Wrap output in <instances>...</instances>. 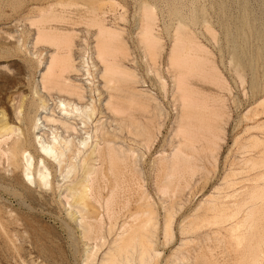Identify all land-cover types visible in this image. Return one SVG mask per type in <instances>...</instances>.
Masks as SVG:
<instances>
[{
    "label": "rangeland",
    "instance_id": "obj_1",
    "mask_svg": "<svg viewBox=\"0 0 264 264\" xmlns=\"http://www.w3.org/2000/svg\"><path fill=\"white\" fill-rule=\"evenodd\" d=\"M90 3L93 4L95 3L94 6L98 5L95 8V10L97 9L95 13L99 15L98 17L101 18L102 21L104 20L103 26L105 25L104 26L105 28L111 30L114 33L119 32L127 49V54L129 57H127L128 60L124 61L122 69L126 73L128 72L127 73L128 78L130 79L132 78L131 79L132 81L128 79L129 81L122 80L120 81L121 83L120 82L117 83L118 84L117 86L119 87V89H121L120 94H122V96L126 98H128L127 96L131 94L130 97H138L145 101H148V103L150 102L149 103L150 105L148 106L149 109L147 108V112L143 111L144 109L143 107L141 108V106L134 104L132 101L131 103L129 102V100H120L119 105L121 103V108L123 109L126 107L125 105L127 104V108H126L127 110L123 109L124 110L123 113L124 112L126 114L128 113V115L131 114L130 116L133 117L126 116L125 113L122 115L113 114L112 107L107 106L108 105L107 101L109 100L108 98L109 94H106V92L107 93L109 92L107 91L108 89H105L107 88L105 81L102 80V78H104V72L102 70L103 65L99 63L100 61L97 59L96 51L94 50L96 44L95 37L97 36V31H96L97 29L96 27L91 28L90 26L89 21L90 18L92 17L90 16L91 14L89 7L92 5ZM99 3L101 4L102 8L99 6L100 5ZM102 3L105 7H103ZM141 3H147L151 5L154 17H156L154 20L153 29L155 36L159 39L161 45L160 46L161 52L156 62L157 65L155 69L151 66L150 62H148L149 60L144 59L145 58L144 52L142 50L138 51L139 47L137 46L136 43L137 42L136 35L138 33V24H139L138 19L140 15L139 12H140V7L142 5ZM179 3H182V5ZM216 6L219 8H217ZM203 7L205 10L203 9ZM49 10L52 12H50ZM175 10L177 11V13H175ZM194 10L196 13L194 12ZM201 10L203 11V14ZM99 11H101L102 13ZM42 13H44L45 15L48 14L49 16L52 13L51 15L55 14L53 16L57 17L56 19V21L58 20L57 22H54L55 21L54 20L51 22L52 24L51 23L47 24L48 29L50 30L52 29L57 33L59 32V34L61 33L60 35H64L66 33L73 36L74 43L72 47V56H73L72 59L76 71H73V73L71 72V74L68 73L69 75L66 74L65 79L67 80V82L71 81L72 83L77 84V86L81 88L83 87L82 89L84 92L83 93L84 101L83 100L79 101L74 97H71L72 98L71 99L68 95L65 94L66 95L65 96L64 93L62 94L60 93L61 94L60 95L57 90H52L51 92L49 91L47 93L45 90L42 89L41 77L46 71V67L48 65L47 62H49L50 59L49 58L50 54L52 55L55 54L56 52L55 48L54 47L52 48V46L50 45H46V44L38 45V46L34 45L35 43L34 39L36 38V32H37L36 31L37 28L36 27L34 28L35 26L34 22L39 19ZM171 17L174 19H172ZM179 17L185 20L186 23L188 22V28L190 26L189 32L195 39H197L196 42H198L204 48V50L208 53V56L212 58L211 59L209 57L210 61H212L213 66L217 70L216 77L218 76V80L216 79L217 81L211 77L203 79L204 81L202 80V78L196 75H195L196 79L195 77H191L193 78L190 79L192 83L190 84L192 92L194 96L197 95L196 99H198V101H201V103L199 102L200 104L204 103L203 105L205 106V103H207L206 104L207 107L205 106L207 108V112H205V114L201 113V116H198L196 114L194 115V120L193 119L186 120V123H183V125L185 124L190 126L192 125L194 129H199V131L198 130L196 131L198 133L195 134L194 130L192 129L193 131H191L190 129L192 127L189 128L187 127L186 128L187 136H184V138L182 133H179L181 135L177 134L178 138L176 137L177 135L175 134L176 131L175 129L177 128L178 132H180V129L178 128L180 125H182L181 123L180 125L178 124L179 122L182 121L179 111L181 109H180L179 101H174L173 99L174 85H172L173 82H171L173 79H171L172 77L168 73V69H167L169 53L173 45V39L171 38L173 34L172 31L176 22V18ZM190 17L191 18L193 17L195 23L197 21L198 23L195 25L190 24L191 23L190 20H192ZM200 17L201 19L199 20ZM204 17L208 19L206 20L204 19ZM202 20L207 21L206 22L207 24H202ZM193 26H195V30L193 29L194 28ZM205 28H207V30ZM263 29H264V0H215V1L213 0H83V1L82 0H71V1L70 0H66V1L65 0H0V221H1L0 222V264H30V263L31 264H101L104 255L108 252L109 249H111L112 242L114 240H118L117 235L121 234L122 226L125 224L126 225L132 224L130 220L131 221L134 220L135 217L139 218V219L135 218L138 219V221H136V224L137 223L140 224V221L142 220H144L143 222H145L150 216L148 215L149 214L148 212L150 211L152 218H153L152 215L154 214L153 220H154L155 228L154 226L148 228L150 232L149 240L151 242V247L153 246L152 247L153 253L151 252V254L152 255L154 253L155 254L151 257V259H148L149 261L147 260L148 262L146 261L145 264H172V263L190 264L191 263L189 262L191 261L190 258L193 256V254H197V253L199 256L204 254V256L209 257L211 251L210 250L208 251V249L206 248L205 245L206 242L208 241V243H211V241L209 240H212L213 242L214 240L217 239L219 240V238H221L220 236H218L219 233L220 235H222L221 234L222 231L218 232L217 226L215 225L211 226V224H215L214 221L217 219H215L214 217H217L220 211L216 214L217 210L215 209L216 211H214L215 207L213 208V210L209 207H213V205H216V207L219 206L221 209L227 206L232 207L239 200V197H237V195L240 196L242 192L244 193L252 189V187H254L255 184L257 183L259 184V182L254 181V178L264 173V167H263L264 164H262L263 163L262 159H264V154H263L264 153V144H263L264 105L263 104L264 103L261 105V102L264 100V30ZM228 37L230 38V40ZM231 57H233V61L230 60ZM252 59L254 60L252 61ZM235 66H238L239 72L242 75V76L240 75V78L239 75H236L234 73ZM86 67H88V69ZM155 70L161 73L160 77L164 80L165 84L167 83L166 94L160 93L159 89H157L159 88L158 86L160 85V82L155 75L154 72ZM129 73H131V75L133 74L134 76L133 75L132 76L135 78L131 77ZM200 79L201 81H197ZM156 80L158 82H156ZM133 81H135V84ZM128 83L130 84L128 85ZM219 84L221 86H219ZM111 85L109 86L112 87L114 84L112 86ZM140 92L142 95L140 94ZM147 95H149L150 97ZM66 97L70 98V100L67 99ZM203 97H205V99ZM206 97L208 98V102L206 101L207 100ZM63 99L64 101L70 102L71 104L73 103V106L75 105L78 108L80 107L79 108L80 110L81 109L83 111L85 110L87 111V109L89 110L88 111L89 114L87 116H91L92 123L90 121H87L88 123L87 129L86 128L83 129L86 131V133L85 131L81 133L82 130H79V127L82 128L81 125L82 119L85 120L82 117H75V120L70 119L69 121L71 123L73 122L78 124L76 125V127H78L77 129L79 131L78 133H74V135L73 133L65 134L64 131H62L58 125L57 126L56 124L51 125L45 121L46 117L56 118V119L64 117L61 114V112L58 111L59 109H57L59 101L60 100L63 101ZM77 101L78 103H76ZM128 102L130 107L128 105ZM106 103H107L106 106L108 107L107 109L105 107ZM123 103L124 105H122ZM259 103L260 105H258ZM44 104H45V109H41V106ZM151 104L153 105L151 106ZM209 104L212 107L208 106ZM132 105L135 106L136 109L134 108L133 110ZM153 106L154 107L156 106L157 109L154 108ZM36 108H37V112L34 113V110ZM138 109H140L141 111ZM214 109H217L218 111ZM131 110L133 111L136 110V111L133 112ZM148 110L150 111L148 112ZM110 112L112 113L113 116L116 117H113ZM197 112L199 111L197 110ZM49 113L50 114L53 113L54 115L53 114L49 115ZM155 114H158L159 116ZM216 114L219 115L216 116ZM146 115L151 116V118ZM34 116L36 118V124H37V129L35 130L31 128L32 119H30ZM197 116L200 117L199 118L200 121H197L199 125L198 124L195 125V122L197 120V118L195 120V117ZM210 116L211 117L214 116L215 120H213V118H211L212 119L211 120ZM125 117L126 119H124ZM114 118H117V120ZM128 118L130 119L127 120ZM151 120L153 122H151ZM193 121L194 124H191L190 122L193 123ZM202 121L207 123H202ZM210 121L211 124L209 123ZM215 121L218 123H216ZM147 122L150 123L151 125L150 124L148 125ZM182 122H185V120H183ZM131 123L134 124L135 126L137 125L140 129L137 128V126L135 127L134 125L133 128ZM154 123L155 124L157 123L156 127L154 126ZM2 125L4 127L7 126V128L6 127L4 128ZM90 126L92 127V129ZM95 126L97 127V129L95 128ZM206 129L207 131H205ZM248 129H250L251 131ZM259 129L261 130L259 131ZM139 130L143 131L141 132L142 136ZM208 130H212V132L211 131L209 132ZM213 130H217V131H213ZM145 131L148 134H146ZM54 132H56L58 135H61L62 137H65L67 139L69 138L70 140H74L73 144L75 145V147H79L80 149L82 148V153H80L78 157L75 155V158L72 159V161L67 160L68 162L66 161L63 164L61 171L59 170L57 163L54 162L53 160H50L49 158L47 159L45 158L44 159L45 162H43L40 161L41 160L40 157L39 158L36 157V155L42 156L41 151L39 149L40 144L38 142L42 140L43 141L46 140V142H52V138H53L52 134ZM105 132L108 135V137L106 138L109 140V143H102L103 141H101L103 138L102 135L105 134ZM116 132L119 133L117 134ZM178 132L176 131V133ZM135 133L138 135H136ZM191 133L192 134L194 133L198 137H200L201 135L203 138L200 137L199 138L200 141H199L197 140L198 138H196L194 134L192 136ZM204 133L207 134L205 135ZM139 134L140 137H135V136H139ZM99 135H101L102 138ZM111 135L114 136L112 137ZM145 135L146 136L149 135L147 137L150 138L151 140L148 139ZM41 136H43L44 139ZM251 137L255 139L253 140L251 139ZM18 138L20 139L22 138L24 140V144L27 143L25 144L26 147L25 150L27 149L26 150L27 154L25 153L26 155L23 154L21 156L20 162L23 166L25 165L24 168L19 167L14 169L13 168L14 166H12L13 160L11 159V157H9L10 156L9 154L12 143L14 142V140ZM143 138L145 139L141 140ZM181 139L182 141L186 140V142H183L182 145L184 143H185L184 146H186L187 143L189 144L186 147L182 146L180 144L181 141L179 142V140ZM207 139L208 141H206ZM112 140L113 141L116 140V141L113 142ZM215 140L217 143L215 142ZM233 140L235 141V143ZM256 140L257 142L255 144ZM258 140L260 141V143ZM262 140L263 142H261ZM96 141H98L99 143ZM249 141L250 144L248 143ZM82 142L83 144H81ZM144 142L145 144L146 143L147 144L144 145ZM190 142H194L196 145ZM111 143L114 145V147L116 146L115 149L113 148V145L111 146ZM178 143L179 146H177ZM104 144L106 145V150H104L105 147ZM243 144L245 145V147L243 146ZM95 145H97L99 149L103 153H105V156L107 154V157L103 158L104 159L103 162L99 159L98 155L96 154V148L98 147H96ZM193 145H195V147ZM211 145L212 147L214 146L213 147L214 149L211 147ZM250 145L252 148L253 147L255 148L250 149L249 148ZM82 146L83 147L86 146V149H84ZM109 147L112 148V150H114L115 152L113 153L115 155L111 154L112 162L110 159H108V151L110 149ZM178 147H181V149ZM118 148L121 150V153H118L120 152ZM176 148H178L179 150L178 149L176 150ZM183 149L185 150L183 151ZM94 150H95L94 155L93 154L91 155V153ZM125 152L126 154L127 153L130 154V155L127 154L129 157L125 154ZM117 153L120 157L117 155ZM172 153L174 156L176 155L175 157L177 158V160L176 158L174 159V157H171ZM175 153L179 154L181 158L177 156V154ZM31 155H33V157ZM85 155L87 158L85 157ZM163 156H165L166 158ZM184 156L189 157V159L191 158L192 160L190 159L189 161V159L185 158ZM23 157L25 158V160ZM250 157H252L253 159H251ZM257 157L258 158L260 157L261 161ZM119 158L123 162H121ZM244 159L245 160L247 159L246 160L247 162ZM248 159L249 160L251 159L250 160L251 163L253 161L252 163L253 167H251L252 164ZM128 160L129 162H126ZM173 160L175 162L178 161L176 163L177 165H175L176 167L175 169L172 168L174 166L172 165V163L173 164L175 163ZM255 160H257V162ZM115 161L120 162L121 164L124 163V167H122L123 164L122 166H120V164H117V162ZM244 161L246 163L249 162L250 164L249 163L246 164ZM36 162H38L37 168L39 166L40 168L39 171L45 177V181L47 182L49 180L47 185L43 186L42 188L38 187V185L35 182L37 181L36 180L37 174L35 176V172L33 171L32 168L36 167ZM82 162L83 164H81ZM157 162L158 163L162 162L163 165L158 164ZM179 163L182 164L181 165L182 167L185 166L186 169L180 168L181 166L178 167V165H180ZM254 163L255 164L260 163V164L259 166H256L257 165L256 164L254 167ZM50 164H52L53 167ZM117 165L118 167H120L119 170ZM45 166L47 167V169ZM72 167L74 168L76 167V169L72 170ZM106 167L107 168L109 167V169H106ZM115 167L116 169L112 170ZM189 167L190 168L193 167V168L189 169ZM227 167H229V169ZM258 167L259 169L257 170L256 168ZM68 168L70 170H68ZM130 168L131 169L133 168L132 169L133 171ZM244 168L247 169L249 168L248 173L246 172L247 169ZM168 169H172V170H168ZM177 169L179 170V172L177 171ZM23 170L24 172H22ZM93 170L94 172H92ZM98 170H99V174L97 173ZM101 170L102 172H100ZM166 170L169 172H167ZM173 170L174 172L172 173L175 174L176 176L175 175L173 176V174L171 173V171ZM48 171H50V173ZM175 171H177L176 172L177 174L175 173ZM187 171L190 173H188ZM258 171H259V175H258ZM110 172L112 173L110 174ZM135 172H137V174ZM104 173L106 176L104 175ZM169 173L171 174V179L169 178ZM179 173L180 175H178ZM96 174L98 176H96ZM235 174L236 176L234 177ZM84 175L88 178H86ZM102 175L106 179L103 178ZM164 175L165 176L167 175L168 177L167 176L166 177L169 178V180H167ZM251 175L255 177H252ZM249 177L250 179L252 178V181L256 183L250 182L251 180H249ZM257 178L255 180H257ZM20 180L22 181L20 182ZM82 180L87 182L85 183ZM164 180L166 181V183ZM91 181L94 182V185L93 182L91 183ZM168 182L172 184V188L170 187L171 184L168 185ZM247 187L248 188L250 187V189H248ZM75 188L78 190H76ZM168 188L170 189L169 191H167ZM87 189L89 190L87 191ZM96 189L99 191H96ZM164 189L167 191V193ZM243 189L246 190L240 193V191ZM80 190H83L86 193V198L88 200L86 202V205H82L83 209L82 206L80 207L81 204L77 201L78 195H76V193L79 194ZM71 191L74 193L71 194L72 193ZM91 191L93 194L91 193ZM116 191L118 194L116 193ZM140 191L142 192L145 191L144 193L146 194L141 193ZM88 192L91 193L92 195H90ZM113 192L115 195L112 196ZM138 194L141 195L139 196ZM93 195L95 198L93 197ZM111 196L114 198H111ZM96 197L99 199V201H101L100 202L101 204L99 202L98 203L96 202L97 199ZM116 197H117V201H116ZM143 197L145 198L143 199ZM209 197L211 198L210 200ZM234 197L236 198V200L237 199L238 200L236 201ZM69 199H71L72 201ZM108 200L112 202L111 206L113 203H114L113 205L116 204V206L110 207L112 214L109 211L110 213L109 215L105 213L106 208L104 207L106 205V201ZM214 200L215 201L217 200V202H215ZM102 201L104 204L102 203ZM90 202L93 205H89ZM137 202L139 206L138 204H136ZM76 203L79 204V207L77 206ZM231 204L232 206H230ZM146 205H148L149 207ZM202 205L204 206L203 208H205L206 206L205 210L202 209L201 207ZM92 208L93 210H89ZM94 208L97 210V212ZM145 208H147L149 211ZM137 209H139L140 212L137 211ZM198 209L200 211H198ZM208 209L210 210L209 211L210 213L212 212L211 214L208 212ZM81 211H83V213ZM85 211L86 213H88V215L85 213ZM79 213L85 214L86 216L81 215ZM203 213L206 214V215L204 214L203 216L204 218H202L201 216L203 215ZM139 214H141L140 217ZM168 216L172 218L171 230L169 234L170 238L164 237L165 233H163L165 229L164 221L166 220L164 218L165 217L167 218ZM195 216H199V217H196V219H194ZM205 216L209 217L210 220ZM94 218L95 220H92ZM114 218L116 221L113 220ZM141 218L144 219L141 220ZM197 218L200 220L203 219L206 220L200 222L198 221ZM89 220L91 221L89 222ZM194 220H197L198 222ZM81 221H83L88 226L87 225L85 226V224ZM101 221L103 224L101 223ZM196 222L198 223V225H194L197 224ZM206 223H209L208 225H210V227H207L208 225ZM83 224L85 227L82 226ZM204 224L206 226H203ZM189 225H192L191 227L195 226L198 228L194 227L195 232L193 231L192 228H187L188 229L187 230L185 226L189 227ZM91 226L93 228H91ZM84 229L85 231L89 229L92 233H89L90 235L87 234L88 235L87 237V235L86 236L84 235L85 233ZM92 229L96 231L94 232ZM97 229L100 230L98 231ZM189 229H192L193 232H190ZM185 230L187 236H185L186 235ZM189 232L193 236L190 235ZM107 233H110V235ZM205 234H207L208 236H206ZM213 235H215L214 236L215 238L213 237ZM185 241L186 242L188 241V243H186L187 245L185 244ZM199 246L201 250H204L206 252L197 250L200 249L198 248ZM212 252L215 254L214 255L212 253L214 257H216L213 260L217 261L218 264L220 263L225 264L223 263L224 262L223 260H226L225 259L226 256H223L225 255L223 253V249H220V251H218L217 248L215 249V251L212 250ZM205 253H207V255ZM134 255L135 254H133L134 257L133 260L136 262H133L132 260L131 263L138 264L136 255L135 256ZM154 257L156 259H154Z\"/></svg>",
    "mask_w": 264,
    "mask_h": 264
},
{
    "label": "bare ground",
    "instance_id": "obj_2",
    "mask_svg": "<svg viewBox=\"0 0 264 264\" xmlns=\"http://www.w3.org/2000/svg\"><path fill=\"white\" fill-rule=\"evenodd\" d=\"M66 1V0H65ZM71 1V0H70ZM83 1V0H82ZM213 1H215V0H213ZM90 2V1H89ZM88 2V3H89ZM95 2V1H94ZM146 2V1H145ZM70 3V2H69ZM214 3V2H213ZM220 3H222V2H220ZM90 4H92L89 8H90V16H92L91 18H90V26H91V28L92 27H96V31H97V36L95 37L96 38V44H95V51H96V57H97V59L100 61L99 63H101L102 65H103V72H104V78H102V80L103 81H105V83H106V87L107 88H105V89H108L107 91L109 92V93H107L106 92V94H109L108 95V98H109V100L107 101L108 102V105H107V103L105 104V107H106V109L108 108L107 106H110V107H112V111H113V114H116V115H122V114H124L123 113V109H126L127 108V104L125 105L126 107L125 108H121V103H120V105H119V102H120V100H129V102H133L134 104H137V105H139V106H141V108L143 107L144 109H143V111H146L147 112V108H148V106L150 105L149 103H148V101H145V100H143V99H141V98H138V97H130V95H128L127 97L128 98H126V97H123L122 96V94H120V90L121 89H119V87L117 86L118 84V82H120V81H122V80H131L130 78H128V75H127V73L122 69V67H123V63H124V61H126V60H128V58L127 57H129L128 56V54H127V49H126V47H125V44H124V42H123V40H122V38H121V34H119V32L118 33H114V32H112L111 30H109V29H107V28H105L104 26H103V21L101 20V18H99L98 16L99 15H97L95 12H96V10H95V8H96V6H98V5H96V6H94V4L93 3H90ZM96 4H98V3H96ZM100 4V3H99ZM106 4V3H105ZM116 4V3H115ZM142 5H141V7H140V15H139V19H138V33H137V46L139 47L138 49V51H143L144 52V54H145V60L147 59V60H149L148 62H150V64H151V66L155 69V67H156V62H157V60H158V58H159V56H160V52H161V50H160V42H159V39L155 36V33H154V29H153V27H154V20H155V18L156 17H154V14H153V10H152V7H151V5H149V4H147V3H141ZM179 4H181L182 5V3H179ZM88 5V4H87ZM102 5H103V3H102ZM195 5V4H194ZM214 5V4H213ZM223 5V4H222ZM221 5V6H222ZM241 5V4H240ZM89 6V5H88ZM87 6V7H88ZM100 7H101V4L99 5ZM77 7V6H76ZM103 7H105L104 5H103ZM217 7V6H216ZM79 8V7H78ZM88 8V9H89ZM98 8V7H97ZM102 8V7H101ZM100 8V9H101ZM176 8V7H175ZM180 8V7H179ZM186 8V7H185ZM193 8V7H192ZM217 8H219V7H217ZM224 8V7H223ZM222 8V9H223ZM76 9V8H75ZM80 9V8H79ZM100 9H98V10H100ZM173 9V8H172ZM171 9V10H172ZM191 9V8H190ZM203 9H204V7H203ZM51 10V9H50ZM49 10V11H50ZM87 10V9H86ZM104 10V9H103ZM198 10V9H197ZM205 10V9H204ZM219 10V9H218ZM225 10V9H224ZM40 11V10H39ZM48 11V12H49ZM114 11V10H113ZM183 11V10H182ZM185 11V10H184ZM192 11V10H191ZM202 11V10H201ZM41 12V11H40ZM39 12V13H40ZM50 12H52V11H50ZM86 12H88V11H86ZM99 12H101V11H99ZM188 12V11H187ZM190 12V11H189ZM194 12H195V10H194ZM46 13V12H45ZM98 13V12H97ZM102 13V12H101ZM175 13H177V11L175 10ZM192 13V12H191ZM196 13V12H195ZM226 13V12H225ZM52 14V13H51ZM50 14V16L48 15H45L44 13H42L41 15H40V17H39V19L37 20V21H35L34 22V28L36 27L37 29H36V38L34 39L35 40V43H34V45L35 46H38V45H43V44H46V45H50V46H52V48L54 47L55 48V50H56V52H55V54H50V59H49V62H47L48 63V65H47V67H46V71L44 72V74H43V76L41 77L42 79H41V85H42V89L43 90H45L47 93L50 91H52V90H57L58 92H59V94L61 93H64V95L66 94V95H68L70 98L71 97H74V98H76L77 100H83V87L81 88V87H79V86H77V84H75V83H72L71 81V83L70 82H67V80L65 79V75L66 74H68V73H70L71 74V72L73 73V71H76V69H75V67H74V62H73V59H72V47H73V36L72 35H70V34H64V35H60L59 34V32L57 33V32H55V31H53L52 29L50 30V29H48V25L47 24H49V23H51L52 21H54V22H57L56 21V19H57V17L56 16H53V15H55V14H53V15H51ZM105 14V13H104ZM103 14V15H104ZM188 14V13H187ZM198 14H200V13H198ZM202 14H203V11H202ZM202 14H201V16H202ZM186 15V14H185ZM252 15V14H251ZM89 16V17H90ZM101 16V15H100ZM187 16H189V15H187ZM192 16V15H191ZM200 16V15H199ZM60 17V16H59ZM104 17V16H103ZM102 17V18H103ZM196 17H197V15H196ZM252 17V16H251ZM172 18V17H171ZM189 18V17H188ZM191 18V17H190ZM195 18V17H194ZM172 19H174V18H172ZM192 20H190L191 21V23L190 24H192V25H195V24H197L198 23V21L195 23V20H193V17L191 18ZM197 19V18H196ZM201 19V17L199 18V20ZM204 19H206L205 17H204ZM208 19V18H207ZM206 19V20H207ZM221 19V18H220ZM62 20H63V18H62ZM87 21V20H86ZM88 22V21H87ZM120 22V21H119ZM207 21H203L202 20V24H207L206 23ZM66 23V22H65ZM247 23V22H246ZM52 24V23H51ZM199 24H201V23H199ZM219 24H220V22H219ZM89 26V25H88ZM87 26V27H88ZM172 26V25H171ZM200 26V25H199ZM194 28V30H195V26H193ZM202 27H204V26H202ZM208 27V26H207ZM213 27V26H212ZM215 27V26H214ZM239 27V26H238ZM90 28V27H89ZM90 28V29H91ZM172 28V27H171ZM189 28H190V26H189ZM188 28V22L186 23L185 22V20H183L182 18H176V22H175V25H174V27H173V34H172V39H173V45H172V48H171V50H170V53H169V58H168V67H167V69H168V73L170 74V76L172 77L171 79H173L171 82H173V84L172 85H174V96H173V99H174V101H179V103H180V109L181 110H179L180 111V117H181V120L183 121V120H185V122H179L178 124L180 125V123L183 125V123H186V120H190V119H193L194 120V115H198V116H201V113L202 114H205V112H207V106H206V104L207 103H205V106L203 105L204 103H202V104H200L201 103V101H198V99H196V96L197 95H195L194 96V94H193V92H192V89H191V85L190 84H192L191 83V81H190V79H193V78H191V77H195V75L196 76H199L200 78H202V80L203 79H206V78H208V77H211V78H214L215 80L217 79L218 80V76L216 77V74H217V70L215 69V67L213 66V64H212V61H210V56H208V53L204 50V48L198 43V42H196L197 41V39H195L192 35H191V33L189 32V29ZM192 28V27H191ZM200 28V27H199ZM211 28V27H210ZM88 29V28H87ZM137 29V28H136ZM202 29V28H201ZM201 29H200V31H201ZM204 29V28H203ZM206 30H207V28H205ZM224 29H226V28H224ZM57 30V29H56ZM93 30H94V28H93ZM196 30H197V28H196ZM252 30V29H251ZM264 30V29H263ZM203 31V30H202ZM224 31H226V30H224ZM245 31V30H244ZM211 32V31H210ZM239 32V31H238ZM263 32V31H262ZM95 33V32H94ZM196 33V32H195ZM213 33V32H212ZM225 33V32H224ZM230 33H232V32H230ZM74 34V33H73ZM204 35V34H203ZM94 36V35H93ZM231 36H234V35H231ZM239 36V35H238ZM248 36V35H247ZM210 37V36H209ZM199 38V37H198ZM229 38V37H228ZM241 38H243V37H241ZM248 38V37H247ZM263 38V37H262ZM207 39H209V38H207ZM249 39V38H248ZM261 39V38H260ZM228 40V39H227ZM229 40H230V38H229ZM240 40V39H239ZM257 40H258V38H257ZM232 42H233V40H232ZM238 42V41H237ZM231 43V42H230ZM214 44V43H213ZM136 46V45H135ZM234 46V45H233ZM236 47V46H235ZM261 49V48H260ZM209 51V50H208ZM95 53V52H94ZM252 53V52H251ZM245 55V54H244ZM144 56V55H143ZM142 56V57H143ZM255 56V55H254ZM147 57V58H146ZM210 57V58H209ZM230 57V56H229ZM238 57V56H237ZM212 59V58H211ZM230 60L231 61H233V57H231L230 58ZM254 59H252V61H253ZM167 61V60H166ZM239 62V61H238ZM235 63V62H234ZM233 63V64H234ZM254 63V62H253ZM149 64V65H150ZM243 65V64H242ZM125 66V65H124ZM228 67V66H227ZM251 67H253V66H251ZM87 69H88V67H86ZM150 69V68H149ZM243 69V68H242ZM255 70V69H254ZM128 71V70H127ZM88 72H89V70H88ZM153 72V71H152ZM155 72V75H156V77L159 79V82H160V85L158 86L159 88H157V89H159V91H160V93H165L166 94V84H165V82H164V80L160 77V72H158L157 70H155L154 71ZM234 73L236 74V75H239V78H240V72H239V69H238V66H235V68H234ZM242 73V72H241ZM130 74V76L131 77H133L132 75H131V73H129ZM168 74V75H169ZM69 75V74H68ZM102 75H103V73H102ZM242 76V75H241ZM103 77V76H102ZM155 77V76H154ZM237 77V76H236ZM133 78H135V77H133ZM221 78V77H220ZM105 79V80H104ZM195 79H196V77H195ZM223 79V78H222ZM243 79V78H242ZM128 80V81H129ZM153 80V79H152ZM216 80V81H217ZM132 81V80H131ZM136 81V80H135ZM135 81H133L134 82V84H135ZM197 81H201V79L200 80H197ZM204 81V80H203ZM220 81V80H219ZM127 82V81H126ZM132 82V83H133ZM156 82H158L157 80H156ZM206 82V81H205ZM222 82V81H221ZM225 82V81H224ZM114 85H113V84ZM121 83V82H120ZM131 83V84H132ZM207 83H208V81H207ZM219 83V82H218ZM223 83V82H222ZM113 86H112V85ZM124 84H125V82H124ZM130 83H128V85H129ZM159 84V83H158ZM201 84V83H200ZM216 84V83H215ZM105 85V84H104ZM109 85H111L112 87H110ZM123 85V84H122ZM121 85V86H122ZM155 85V84H154ZM127 86V85H126ZM131 86V85H130ZM218 86V85H217ZM219 86H221L220 84H219ZM218 86V87H219ZM224 86V85H223ZM225 86H226V84H225ZM123 87V86H122ZM172 87V86H171ZM214 87V86H213ZM254 88V87H253ZM224 90V89H223ZM229 90V89H228ZM136 91V90H135ZM172 91V90H171ZM217 91H219V90H217ZM227 91V90H226ZM138 92V91H137ZM199 92V91H198ZM222 92V91H221ZM159 93V92H158ZM159 93V94H160ZM228 93H230V92H228ZM258 93V92H257ZM60 94V95H61ZM125 94V93H124ZM134 94V93H133ZM140 94H141V92H140ZM199 94V93H198ZM204 94V93H203ZM65 95V96H66ZM127 95V94H126ZM142 95V94H141ZM163 95V94H162ZM147 96H149V95H147ZM143 97V96H142ZM150 97V96H149ZM200 97H202V96H200ZM220 97V96H219ZM67 98V97H66ZM70 98H67V99H69L70 100ZM198 98V97H197ZM204 99H205V97H203ZM202 98V99H203ZM207 98V97H206ZM72 99V98H71ZM152 99H153V97H152ZM210 99V98H209ZM114 100V101H113ZM170 100V99H169ZM247 100V99H246ZM84 101V100H83ZM204 101V100H203ZM207 102H208V98H207V100H206ZM209 101H211V100H209ZM236 101V100H235ZM42 102H44V101H42ZM122 102H124V101H122ZM126 102V101H125ZM129 102H128V105H129ZM131 102V103H132ZM171 102V101H170ZM200 102V103H199ZM205 102V101H204ZM232 102H233V100H232ZM260 102V101H259ZM57 103V102H56ZM76 103H78V101L76 102ZM130 103V104H131ZM155 103H156V100H155ZM264 103V100L261 102V105ZM80 104H81V102H80ZM86 104V103H85ZM154 104V103H153ZM153 104H151V106L153 105ZM215 104H217V103H215ZM214 104V105H215ZM33 105V104H32ZM55 105V104H54ZM107 105V106H106ZM122 105H124V103L122 104ZM214 105H213V107H214ZM258 105H260V103L258 104ZM264 105V104H263ZM40 106V105H39ZM79 106V105H78ZM81 106V105H80ZM172 106H173V104H172ZM208 106H210V104L208 105ZM57 107V106H56ZM129 107H130V105H129ZM137 107V106H136ZM154 107V106H153ZM175 107V106H174ZM210 107H212V106H210ZM223 107V106H222ZM80 108V107H79ZM77 106H73V103L71 104L70 102H67V101H64V99H63V101H59V104H58V107H57V109H59L58 111H60L61 112V114L64 116L63 118H58V119H56V118H50V117H46L45 118V121L47 122V123H49V124H51V125H54V124H56V126L58 125L60 128H61V130L62 131H64V133L65 134H69V133H73V135H74V133H78V131L79 130H82V132L81 133H83L85 130H83V129H87V121H90L91 122V116H87L89 113H88V109H87V111L85 110V111H83L82 109L80 110ZM88 108V107H87ZM132 108H133V110H134V108H135V106H133L132 105ZM140 108V109H141ZM154 108H156L157 109V107L155 106ZM241 108V107H240ZM40 109V108H39ZM38 109V110H39ZM41 109H45V104L44 105H42L41 106ZM48 109V108H47ZM46 109V110H47ZM94 109V108H93ZM129 109V108H128ZM136 109V108H135ZM140 109H138V110H140ZM146 109V110H145ZM149 109V108H148ZM155 109V110H156ZM225 109V108H224ZM253 109V108H252ZM91 110V109H90ZM95 110V109H94ZM127 110V109H126ZM125 110V111H126ZM130 110V109H129ZM133 110H131V111H133ZM197 110L199 111V112H197ZM214 110H216V111H218L217 109H214ZM264 110V109H263ZM42 111V110H41ZM57 111V110H56ZM57 111V112H58ZM79 111H80V113H79ZM109 111V110H108ZM136 111V110H135ZM135 111H133V112H135ZM141 111V110H140ZM142 111V112H143ZM150 110H148V112H149ZM158 111V110H157ZM178 111V112H179ZM250 111V110H249ZM37 112V108L34 110V113H36ZM44 112V111H43ZM46 112V111H45ZM94 112V111H93ZM127 112V111H126ZM132 112V113H133ZM142 112H140V113H142ZM257 112V111H256ZM59 113V112H58ZM111 113V112H110ZM138 113H139V111H138ZM156 113V112H155ZM200 113V114H199ZM209 113H210V111H209ZM220 113V112H219ZM38 114V113H37ZM53 114V113H52ZM52 114H50L49 113V115H52ZM93 114V113H92ZM137 114V113H136ZM135 114V115H136ZM145 114H147V113H145ZM145 114H143V115H145ZM152 114V113H151ZM175 114V113H174ZM214 114H215V111H214ZM247 114V113H246ZM258 114H259V112H258ZM54 115V114H53ZM111 115H112V113H111ZM125 115L126 116H130L131 114H129L128 115V113L126 114L125 113ZM132 115H134V114H132ZM139 115H142V114H139ZM138 115V116H139ZM153 115H154V113H153ZM155 115H157V116H159L158 114H155ZM213 115V114H212ZM219 115V114H218ZM217 114H216V116H218ZM264 115V114H263ZM93 116H95V115H93ZM113 116V115H112ZM146 116H148V117H150L151 118V116H149V115H146ZM145 116V117H146ZM164 116V115H163ZM195 117V120H196V118H197V120H196V122L197 121H200L199 120V118L200 117ZM221 116V115H220ZM256 116H258V115H256ZM56 117V116H55ZM60 117V116H59ZM75 117H82V118H84L85 120H83L82 119V121H81V125H82V128H80L79 127V130L77 129L78 127H76V125H78V124H76V123H71V122H69L70 121V119H73V120H75ZM113 117H116V116H113ZM130 117H133V116H130ZM137 117V116H136ZM142 117H144V116H142ZM161 117V116H160ZM44 118V117H43ZM94 118V117H93ZM120 118V117H119ZM141 118V117H140ZM202 118V117H201ZM207 118V117H206ZM211 118H213V120H215L214 119V116L213 117H211L210 116V119ZM227 118V117H226ZM30 119H32L31 120V128H33L34 130L35 129H37V124H36V118H35V116L34 117H32V118H30ZM39 119V118H38ZM114 119H116L117 120V118H114ZM124 119H126V117L124 118ZM130 118H128L127 120H129ZM153 119V118H152ZM221 119V118H220ZM143 120V119H142ZM141 120V121H142ZM212 120V119H211ZM217 120H218V118H217ZM254 120V119H253ZM39 121V120H38ZM79 121V120H78ZM118 121H119V119H118ZM124 121H126V120H124ZM155 121V120H154ZM205 121V120H204ZM247 121V120H246ZM251 121V120H250ZM149 122V121H148ZM147 122V123H148ZM151 122H153L152 120H151ZM158 122H159V119H158ZM157 122V123H158ZM195 122V125L196 124H198V122L196 123ZM216 122V121H215ZM38 123V122H37ZM92 123V122H91ZM129 123H130V121H129ZM156 123V124H157ZM188 123V122H187ZM191 124H194V121H193V123L192 122H190ZM202 123H207V122H203L202 121ZM210 124H211V121L209 122ZM216 123H218V122H216ZM132 124V123H131ZM150 123H148V125H149ZM155 123H154V126L156 127L157 125H156ZM220 124V123H219ZM259 124V123H258ZM90 125V124H89ZM95 125V124H94ZM133 125L134 124H132V127H133ZM151 125V124H150ZM159 125V124H158ZM179 125H177V126H179ZM180 125L179 126V128L178 129H180V132H178V130H177V128L175 129L178 133H176V131H175V134L177 135V134H179V133H182V135H183V138H184V136H187L186 134H187V132H186V128L188 127H192V125L190 126V125H187V124H185V125ZM194 125V126H195ZM199 125V124H198ZM3 126V125H2ZM1 126V127H2ZM99 126V125H98ZM103 126V125H102ZM101 126V127H102ZM120 126H121V124H120ZM135 126V125H134ZM137 126V125H136ZM135 126V127H136ZM146 126V125H145ZM211 126V125H210ZM258 126V125H257ZM256 126V127H257ZM4 127V126H3ZM6 128H7V126H5ZM4 127V128H5ZM40 127V126H39ZM38 127V128H39ZM50 127V126H49ZM54 127V126H53ZM91 127V126H90ZM100 127V128H101ZM119 127V126H118ZM153 127V126H152ZM159 127V126H158ZM200 127H202V126H200ZM206 127H207V125H206ZM209 127V126H208ZM216 127H218V126H216ZM255 127V128H256ZM264 127V126H263ZM4 128H3V130H4ZM95 128L97 129V127L95 126ZM134 128V127H133ZM137 128H139L138 126H137ZM196 128V127H195ZM203 128H204V126H203ZM254 128V127H253ZM50 129H52V128H50ZM89 129V128H88ZM91 129H92V127H91ZM90 129V130H91ZM94 129V128H93ZM105 129V128H104ZM104 129H102V130H104ZM121 129V128H120ZM140 129V128H139ZM145 129V128H144ZM150 129V128H149ZM152 129V128H151ZM159 129V128H158ZM191 129V131H193L194 130V132H195V134L196 133H198V132H196L197 130L199 131V129H194L193 127L192 128H190ZM193 129V130H192ZM261 129H263V128H261ZM261 129H259V131L261 130ZM2 130V129H1ZM53 130H56V129H53ZM95 130V129H94ZM93 130V131H94ZM101 130V129H100ZM133 130V129H132ZM148 130V129H147ZM188 130V129H187ZM248 130H250V129H248ZM248 130H247V132H248ZM256 130V129H255ZM254 130V131H255ZM37 131V130H36ZM92 131V130H91ZM99 131V130H98ZM113 131H115V130H113ZM137 131V130H136ZM140 131V133L141 132H143V131H141V130H139ZM189 131V130H188ZM202 131H203V129H202ZM201 131V132H202ZM205 131H207V129L205 130ZM209 132L211 131L212 132V130H208ZM213 131H217V130H213ZM238 131V130H237ZM251 131V130H250ZM264 131V130H263ZM50 132V131H49ZM88 132V131H87ZM103 132V131H102ZM134 132H135V130H134ZM155 132V131H154ZM56 132H54L53 134H52V136H53V138H52V142H46V140L45 141H39L38 143L40 144V151H41V154H42V156L41 155H36V157L37 158H39L40 157V161H43V162H45L44 161V159L46 158H49L50 160H53L54 162H56L57 163V165H58V167H59V170L61 171L62 170V167H63V164L68 160H70V161H72V159H74L75 158V155L78 157L79 155H80V153H82V148L80 149L79 147H75V145L73 144V142H74V140H70L69 138L67 139V138H65V137H62L61 135H58L57 133L55 134ZM85 133H86V131H85ZM89 133H90V131H89ZM93 133V132H92ZM113 133V132H112ZM117 134L119 133V132H116ZM121 133V132H120ZM132 133H133V131H132ZM145 133L146 134H148L146 131H145ZM156 133H157V131H156ZM188 133H190V132H188ZM218 133V132H217ZM263 133V132H262ZM42 134V133H41ZM64 134V135H65ZM95 134V133H94ZM97 134H98V132H97ZM114 134V133H113ZM136 134V133H135ZM134 134V135H135ZM192 134V133H191ZM194 134V133H193ZM193 134H192V136H193ZM194 134V135H195ZM205 135L207 134V133H204ZM219 134V133H218ZM223 134V133H222ZM44 135V134H43ZM72 135V134H71ZM107 135V133L105 132V134H103L102 135V137H101V135H99L101 138H102V140L101 141H103L102 143H109V140L106 138V137H108V135ZM120 135V134H119ZM136 135H138V134H136ZM179 135H181V134H179ZM204 135V136H205ZM208 135H209V133H208ZM207 135V136H208ZM216 135V134H215ZM40 136V135H39ZM48 136H51V135H48ZM47 136V137H48ZM75 136H77V135H75ZM94 136V135H93ZM112 136V135H111ZM114 136V135H113ZM112 136V137H113ZM141 136H142V133H141ZM146 136V135H145ZM147 136H149V135H147ZM146 136V137H147ZM173 136V135H172ZM175 136V135H174ZM191 136V137H192ZM196 136V138H198L197 140H199V138L200 137H202L201 135H200V137H198L197 135H195ZM194 136V137H195ZM212 136V135H211ZM217 136V135H216ZM41 137H43V136H41ZM68 137V136H67ZM74 137V136H73ZM72 137V138H73ZM89 137V136H88ZM97 137H98V135H97ZM112 137H111V139H112ZM135 137H140V134H139V136H135ZM177 138H178V135L176 136ZM191 137H189V138H191ZM194 137H193V139H194ZM253 137V136H252ZM251 137V139H255V138H252ZM75 138V137H74ZM84 138V137H83ZM95 138H96V136H95ZM110 138V137H109ZM148 138V137H147ZM152 138H153V136H152ZM186 138V137H185ZM188 138V139H189ZM195 138V139H196ZM203 138V137H202ZM209 138H212V137H209ZM215 138V137H214ZM43 139H44V137H43ZM50 139V138H49ZM86 139H88V138H86ZM93 139V138H92ZM98 139H99V137H98ZM110 139V140H111ZM114 139V138H113ZM145 138H143V139H141V140H144ZM148 139H150V138H148ZM180 139V138H179ZM192 139V140H193ZM204 139H205V137H204ZM250 139V138H249ZM250 139V140H251ZM257 139V138H256ZM260 139V138H259ZM39 140V139H38ZM76 140V139H75ZM80 140V139H79ZM147 140V139H146ZM151 140V139H150ZM184 140V139H183ZM192 140H190V141H192ZM218 140V139H217ZM2 141V140H1ZM84 141H87V140H84ZM95 141V140H94ZM113 141V140H112ZM116 141V140H115ZM115 141H113V142H115ZM149 141V140H148ZM181 141V145H182V143L183 142H186V140L185 141H182V139L181 140H179V142ZM196 141V140H195ZM200 141V140H199ZM203 141V140H202ZM206 141H208V139L206 140ZM210 141H212V140H210ZM214 141V140H213ZM234 141V140H233ZM252 141V140H251ZM259 141V140H258ZM37 142V141H36ZM96 142H98V141H96ZM151 142V141H150ZM189 142V141H188ZM215 142H216V140H215ZM220 142V141H219ZM247 142V141H246ZM256 142H257V140L255 141V144H256ZM261 142H263V140L261 141ZM99 143V142H98ZM190 143H193V144H195L194 142H190ZM197 143H198V141H197ZM210 143V142H209ZM217 143V142H216ZM234 143H235V141H234ZM245 143V142H244ZM249 144H250V141L248 142ZM253 143V142H252ZM251 143V144H252ZM259 143H260V141H259ZM25 144H27V143H25ZM25 144H24V140L21 138H18V139H16V140H14V142L12 143V146H11V148H10V156L9 157H11V159L13 160V165L12 166H14L13 168L14 169H16V168H21V167H23L24 168V166L21 164V156L24 154V155H26L27 153V149L25 150ZM34 144V143H33ZM81 144H83V142L81 143ZM147 144V143H146ZM145 144V142H144V145H146ZM185 144V143H184ZM184 144L182 145V146H184ZM189 143H187L186 144V146L188 145ZM204 144V143H203ZM202 144V145H203ZM213 144V143H212ZM247 144V143H246ZM254 144V143H253ZM252 144V145H253ZM263 144H264V142H263ZM98 145V144H97ZM97 145H95L96 147H98ZM109 145V144H108ZM108 145H107V147H108ZM113 144L111 143V146H112ZM196 145V144H195ZM195 145H193L194 147H195ZM258 145V144H257ZM86 146H88V145H86ZM86 146L85 147H83L84 149H86ZM93 146V145H92ZM104 150H106V145L104 144ZM177 146H179V143H178V145ZM186 146H184V147H186ZM204 146V145H203ZM243 146L245 147V145L243 144ZM248 146V145H247ZM246 146V147H247ZM254 146V145H253ZM256 146V145H255ZM148 147V146H147ZM201 147V146H200ZM211 147H212V145H211ZM214 147V146H213ZM212 147V148H213ZM216 147H217V145H216ZM242 147V146H241ZM8 148V147H7ZM110 148V147H109ZM113 148L115 149L116 148V146L114 147V145H113ZM121 148V147H120ZM178 148H180L181 149V147H178ZM178 148H176V150L178 149ZM190 148H191V145H190ZM189 148V149H190ZM209 148V147H208ZM238 148V147H237ZM243 148V147H242ZM241 148V149H242ZM250 149L252 148L251 147V145H250V147H249ZM249 148H248V150H249ZM255 147H253L252 149H254ZM83 149V150H84ZM93 149V148H92ZM95 149V148H94ZM103 149V148H102ZM119 149V148H118ZM129 149V148H128ZM188 149V148H187ZM186 149V150H187ZM214 149V148H213ZM240 149V150H241ZM244 149V148H243ZM242 149V150H243ZM38 150V149H37ZM103 150V151H104ZM107 150H108V148H107ZM120 150V149H119ZM123 150V149H122ZM179 150V149H178ZM185 149H183V151H184ZM194 150V149H193ZM199 150V149H198ZM211 150V149H210ZM8 151H9V149H8ZM36 151V150H35ZM207 151H208V149H207ZM237 151H239V150H237ZM94 152H95V150L91 153V155L93 154L94 155ZM117 152H118V150H117ZM127 152H128V150H127ZM132 152V151H131ZM174 152V151H173ZM190 152V151H189ZM195 152V151H194ZM241 152V151H240ZM246 152V151H245ZM251 152V151H250ZM253 152V151H252ZM26 153V154H25ZM88 153V152H87ZM87 153H86V155H87ZM113 153H115L114 152V150H112V148H110L109 149V151H108V159H110L111 160V154H113ZM118 153H121V150H120V152H118ZM118 153H117V155H118ZM188 153V152H187ZM260 153V152H259ZM30 154V153H29ZM29 154H28V156H29ZM36 154H38V153H36ZM40 154V153H39ZM90 154V153H89ZM96 154L98 155V157H99V159L103 162V158L104 157H107V154H106V156H105V153H103L100 149H99V147L98 148H96ZM123 154V153H122ZM125 154H126V152H125ZM128 154V153H127ZM126 154V155H127ZM175 154H177V153H175ZM236 154V153H235ZM239 154V153H238ZM247 154V153H246ZM252 154V153H251ZM264 154V153H263ZM86 155H85V157H86ZM113 155H115V154H113ZM125 155V156H126ZM128 155H130V154H128ZM127 155V156H128ZM172 155H173V153H172ZM171 155V157H174V159L176 158L174 155L172 156ZM189 155V154H188ZM210 155H211V153H210ZM244 155V154H243ZM256 155H259V154H256ZM32 157H33V155H31ZM119 156V155H118ZM123 156V155H122ZM121 156V157H122ZM177 156H179V154H177ZM193 156V155H192ZM204 156V155H203ZM44 157V158H43ZM84 157V156H83ZM97 157V156H96ZM97 157V158H98ZM117 157V156H116ZM120 157V156H119ZM129 157V156H128ZM133 157V156H132ZM163 157H165V156H163ZM162 157V158H163ZM168 157V156H167ZM170 157V158H171ZM180 157V156H179ZM178 157V158H179ZM185 157V156H184ZM245 157V156H244ZM24 158V157H23ZM87 158V157H86ZM93 158V157H92ZM95 158V157H94ZM118 158V157H117ZM116 158V159H117ZM124 158V157H123ZM166 158V157H165ZM169 158V157H168ZM181 158V157H180ZM185 158H188L189 159V157H185ZM210 158V157H209ZM240 158V157H239ZM251 159H253L252 157H250ZM258 158V157H257ZM263 158V157H262ZM8 159V158H7ZM32 159V158H31ZM35 159V158H34ZM77 159V158H76ZM84 159V158H83ZM82 159V160H83ZM91 159V158H90ZM98 159V160H99ZM115 159V160H116ZM125 159H126V157H125ZM129 159V158H128ZM172 159V158H171ZM191 159V158H190ZM190 159H189V161H190ZM250 159V160H251ZM258 159H260V161H261V158L259 157ZM24 160H25V158H24ZM93 160V159H92ZM95 160V159H94ZM109 160V161H110ZM118 160V159H117ZM119 160L121 161V159L119 158ZM123 160V159H122ZM169 160V159H168ZM176 160H177V158H176ZM185 160H187V159H185ZM192 160V159H191ZM245 160V159H244ZM247 160V159H246ZM245 160V161H246ZM249 160V159H248ZM249 160V161H250ZM263 160V163L262 164H264V159H262ZM11 161V160H10ZM38 161V160H37ZM67 161V162H68ZM90 161V160H89ZM97 161V160H96ZM95 161V162H96ZM125 161V160H124ZM132 161V160H131ZM134 161V160H133ZM164 161V160H163ZM162 161V162H163ZM166 161V160H165ZM174 161V160H173ZM181 161H182V159H181ZM242 161V160H241ZM244 161V162H245ZM256 162H257V160H255ZM259 161V160H258ZM80 162V161H79ZM84 162V161H83ZM83 162L81 163V164H83ZM88 162V161H87ZM100 162V161H99ZM106 162V161H105ZM104 162V163H105ZM111 162H112V160H111ZM115 162H117V161H115ZM121 162H123V161H121ZM126 162H129V160L128 161H126ZM162 162L161 163H158V164H162ZM175 162V161H174ZM178 161H176L174 164L172 163V165H174L173 167H172V165H171V167L173 168V169H175L176 167H175V165H177L176 163H177ZM184 162V161H183ZM186 162V161H185ZM237 162V161H236ZM247 162V161H246ZM245 162V163H246ZM27 163V162H26ZM33 163V162H32ZM86 163V162H85ZM107 163V162H106ZM114 163V162H113ZM188 163V162H187ZM195 163V162H194ZM249 163V162H248ZM248 163H246V164H248ZM250 163H251V161H250ZM249 163V164H250ZM252 163H253V161H252ZM251 163V164H252ZM261 163V162H260ZM259 163V164H260ZM40 164V163H39ZM70 164V163H69ZM88 164V163H87ZM90 164V163H89ZM91 164H93V163H91ZM109 164V163H108ZM117 164H120V166H122V164H123V166L122 167H124V163H120V162H117ZM180 164V163H179ZM190 164V163H189ZM230 164V163H229ZM234 164V163H233ZM246 164H244V165H246ZM257 164V163H256ZM255 163H254V167H255V165H256ZM259 164H257L256 166H259ZM29 165H30V162H29ZM28 165V166H29ZM37 165H38V162H36V167H34V168H32L33 169V171L35 172V176H36V174H37V178H36V180L37 181H35L36 182V184L38 185V187H43V186H46L47 185V183L49 182V180L46 182L45 181V177L40 173V171H39V166H38V168H37ZM45 165H47V164H45ZM51 166H52V164H50ZM55 165V164H54ZM66 165H68V164H66ZM71 165V164H70ZM73 165V164H72ZM101 165H102V163H101ZM101 165H100V168H101ZM110 165V164H109ZM113 165H115V164H113ZM130 165V164H129ZM133 165V164H132ZM163 165V164H162ZM170 165V164H169ZM182 164H180V165H178V167L179 166H181ZM215 165V164H214ZM231 165V164H230ZM240 165V164H239ZM244 165H243V167H244ZM43 166V165H42ZM89 166V165H88ZM106 166V165H105ZM127 166V165H126ZM126 166H125V168H126ZM186 166H187V164H186ZM192 166V165H191ZM194 166V165H193ZM232 166V165H231ZM44 167V166H43ZM46 167V166H45ZM53 167V166H52ZM57 167V168H58ZM66 167V166H65ZM69 167V166H68ZM82 167V166H81ZM99 167V166H98ZM117 167H118V165H117ZM159 167H161V166H159ZM167 167V166H166ZM169 167V166H168ZM234 167H236V166H234ZM246 167V166H245ZM251 167H253V164H252V166ZM261 167V166H260ZM263 167H264V165H263ZM112 168V167H111ZM119 168L120 167H118V170H119ZM129 168V167H128ZM158 168V167H157ZM157 168H156V170H157ZM164 168V167H163ZM180 168H185V166L184 167H180ZM191 168H193V167H191ZM190 167H189V169H191ZM228 169H229V167H227ZM239 168V167H238ZM250 168V167H249ZM248 168V169H249ZM262 168V167H261ZM260 168V169H261ZM26 169V168H25ZM31 169V168H30ZM42 169V168H41ZM46 169H47V167H46ZM73 169H76V167L74 168V167H72V170ZM85 169V168H84ZM106 169H109V167L107 168L106 167ZM114 169H116V167L115 168H113L112 170H114ZM122 169V168H121ZM131 169V168H130ZM133 169V168H132ZM131 169V170H132ZM162 169V168H161ZM161 169H158V170H161ZM186 169V168H185ZM184 169V170H185ZM242 169V168H241ZM244 169H247V168H244ZM247 169V173H248V170ZM253 169V168H252ZM257 170L259 169V167L258 168H256ZM44 170H45V168H44ZM68 170H70L69 168H68ZM96 170V169H95ZM103 170V169H102ZM102 170L100 171V172H102ZM112 170H110V171H112ZM164 170V169H163ZM168 170H172V169H168ZM181 170V169H180ZM187 170H188V167H187ZM236 170V169H235ZM97 171V170H96ZM105 171V170H104ZM108 171V170H107ZM133 171V170H132ZM167 171V170H166ZM177 171L179 172V170L177 169ZM177 171H175V173L177 172ZM186 171V170H185ZM184 171V172H185ZM244 171V172H245ZM251 171H253V170H251ZM255 171V170H254ZM261 171H263V170H261ZM16 172V171H15ZM22 172H24V170L22 171ZM33 172V173H34ZM49 173H50V171H48ZM58 172V171H57ZM84 172V171H83ZM92 172H94V170L92 171ZM113 172H116V171H113ZM122 172V171H121ZM131 172V171H130ZM159 172V171H158ZM167 172H169V171H167ZM172 172H174V170L173 171H171V173ZM183 172V171H182ZM188 172V171H187ZM30 173V172H29ZM60 173V172H59ZM77 173V172H76ZM96 173V172H95ZM98 174H99V170H98V172H97ZM112 172H110V174H111ZM119 173V172H118ZM136 174H137V172H135ZM134 173V174H135ZM188 173H190V172H188ZM194 173V172H193ZM230 173V172H229ZM228 173V174H229ZM236 173H238V172H236ZM261 173V172H260ZM263 173V172H262ZM31 174V173H30ZM44 174H45V172H44ZM93 174V173H92ZM173 174V173H172ZM177 174V173H176ZM183 174V173H182ZM186 174V173H185ZM198 174V173H197ZM246 174V173H245ZM254 174V173H253ZM252 174V175H253ZM33 175V174H32ZM89 175V174H88ZM100 175H101V173H100ZM104 175H105V173H104ZM113 175V174H112ZM115 175H116V173H115ZM118 175V174H117ZM127 175V174H126ZM175 174H173V176H174ZM178 175H180V173L178 174ZM184 175V174H183ZM239 175H240V173H239ZM251 175V176H252ZM255 175V174H254ZM258 175H259V171H258ZM25 176V175H24ZM85 176V175H84ZM93 176V175H92ZM96 176H98L97 174H96ZM103 176V175H102ZM101 176V177H102ZM106 176V175H105ZM122 176V175H121ZM165 176V175H164ZM167 176V175H166ZM165 176V178L167 179V180H169V178L171 179V174L169 173V178H167ZM176 176V175H175ZM236 176V174L234 175V177ZM257 176V175H256ZM23 177V176H22ZM86 177V176H85ZM94 177H95V174H94ZM114 177V176H113ZM118 177V176H117ZM133 177V176H132ZM252 177H255V176H252ZM258 177V178H257ZM256 178H257V180H255L256 178H254V181H256V182H259V184L257 183V184H255V186L254 187H252V189H250V187L248 188V189H250V190H248L247 188V190L248 191H246V192H242V191H245L244 189L243 190H241L240 191V193H241V195L239 196V195H237V197H239V200L237 201L236 200V196L234 197L235 198V200L237 201L233 206H232V204L230 205V206H232V207H229V206H227V205H224V206H227V207H223L222 209L218 206V207H216V205H213V207H209V208H211L212 210H213V208H214V211H216V214L219 212V214H218V216L217 217H214L215 219H217V220H215L214 221V223L215 224H211V226H213V225H215V226H217V230H218V232H220V231H222V235H220V233H219V235L218 236H220L221 238H219V240L217 239V240H214V242L212 241V240H209V241H211V243H208V241L206 242V248L208 249V251L210 250L211 252H210V255H209V257L208 256H204V254H202V255H198V253L197 254H193V256L190 258V260L191 261H189V262H191L190 264H218L217 263V261H215V260H213V259H215L216 257H214V253L212 252V250H214L215 251V249H217L218 248V251H220V249H223V253L225 254V255H223V256H226V260H223L224 262L223 263H225V264H264V173L262 174V175H260V176H257ZM19 178V177H18ZM35 178V177H34ZM86 178H88V177H86ZM90 178H91V176H90ZM93 178V177H92ZM103 178H105L104 176H103ZM173 178V177H172ZM96 179V178H95ZM99 179V178H98ZM106 179V178H105ZM158 179V178H157ZM248 179V178H247ZM100 180V179H99ZM104 180V179H103ZM116 180V179H115ZM123 180V179H122ZM208 180V179H207ZM245 180V179H244ZM249 180H251L250 182H253V183H256V182H254V181H252V178L250 179V177H249ZM22 180H20V182H21ZM24 181V180H23ZM82 181H84V180H82ZM121 181V180H120ZM165 181V180H164ZM171 181V180H170ZM169 181V182H170ZM227 181V180H226ZM232 181V180H231ZM246 181V180H245ZM248 181V180H247ZM85 183L87 182V181H84ZM93 181H91V183H92ZM96 182V181H95ZM116 182H118V181H116ZM122 182V181H121ZM140 182V181H139ZM168 182V185H170L171 183H169ZM180 182V181H179ZM244 182V181H243ZM79 183V182H78ZM115 183V182H114ZM114 183H112V184H114ZM165 183H166V181H165ZM176 183V182H175ZM174 183V184H175ZM23 184H24V182H23ZM26 184V183H25ZM35 184V185H36ZM50 184V183H49ZM75 184H77V183H75ZM227 184V183H226ZM229 184V183H228ZM232 184V183H231ZM230 184V185H231ZM34 185V184H33ZM89 185H90V183H89ZM93 185H94V182H93ZM162 185V184H161ZM80 186V185H79ZM85 186V185H84ZM91 186H92V184H91ZM91 186H89V187H91ZM138 186V185H137ZM175 186V185H174ZM246 186H248V185H246ZM74 187V186H73ZM88 187V188H89ZM96 187V186H95ZM98 187V186H97ZM115 187V186H114ZM164 187V186H163ZM167 187V186H166ZM165 187V188H166ZM171 188H172V184H171V186H170ZM235 187V186H234ZM91 188H93V187H91ZM118 188V187H117ZM121 188V187H120ZM119 188V189H120ZM180 188V187H179ZM224 188H225V186H224ZM227 188V187H226ZM233 188V187H232ZM231 188V189H232ZM238 188V187H237ZM244 188V187H243ZM72 189V188H71ZM76 189V188H75ZM90 189V188H89ZM89 189H87V191L89 190ZM99 189H101V188H99ZM177 189V188H176ZM181 189V188H180ZM76 190H78V189H76ZM84 190V189H83ZM83 190H80L79 191V194H77L76 192V195H78L77 196V201L81 204L80 205V207L82 206V205H86V202L88 201L87 200V198H86V193L83 191ZM85 190H86V188H85ZM91 190V189H90ZM93 190V189H92ZM94 190H95V188H94ZM112 190V189H111ZM118 190V189H117ZM125 190V189H124ZM126 190H128V189H126ZM142 190V189H141ZM165 190V189H164ZM170 189L168 188V190L167 191H169ZM220 190V189H219ZM230 190V189H229ZM96 191H99V190H97L96 189ZM143 191V190H142ZM142 191H140L141 193H144V192H142ZM166 191V190H165ZM167 191H166V193H167ZM227 191V190H226ZM72 192V191H71ZM115 192V191H114ZM114 192H113V194H112V196L113 195H115L114 194ZM174 192H175V190H174ZM219 192H221V191H219ZM74 192H72L71 194H73ZM89 193V192H88ZM91 193H92V191H91ZM91 193H89L90 195H92ZM116 193H117V191H116ZM127 193V192H126ZM161 193V192H160ZM163 193V192H162ZM99 194V193H98ZM97 194V195H98ZM118 194V193H117ZM144 194H146V193H144ZM169 194H170V192H169ZM182 194V193H181ZM238 194V193H237ZM89 195V196H90ZM139 196L141 195V194H138ZM171 195H172V193H171ZM175 195H176V193H175ZM180 195V194H179ZM178 195V196H179ZM183 195V194H182ZM96 196V195H95ZM101 196H102V194H101ZM111 196V198H114V197H112ZM129 196V195H128ZM161 196V195H160ZM164 196H166V195H164ZM174 196V195H173ZM211 196V195H210ZM217 196V195H216ZM88 197V196H87ZM93 197H94V195H93ZM92 197V198H93ZM97 197H99V196H97ZM96 197V198H97ZM109 197V196H108ZM172 197V196H171ZM213 197V196H212ZM222 197H223V195H222ZM221 197V198H222ZM229 197V196H228ZM95 198V197H94ZM103 198V197H102ZM138 198V197H137ZM136 198V199H137ZM141 198V197H140ZM145 197H143V199H144ZM225 198H226V196H225ZM71 199H72V196H71ZM71 199H69V200H71ZM108 199V198H107ZM139 199V198H138ZM174 199V198H173ZM211 198L209 197V200H210ZM232 199V198H231ZM91 200V199H90ZM93 200V199H92ZM104 200V199H103ZM113 200V199H112ZM115 200V199H114ZM141 200V199H140ZM175 200V199H174ZM208 200V199H207ZM208 200V201H209ZM213 200V199H212ZM221 200V199H220ZM223 200V199H222ZM235 200H234V202H235ZM72 201V200H71ZM94 201V200H93ZM93 201H91V202H93ZM116 201H117V197H116ZM136 201H138V200H136ZM215 201V200H214ZM213 201V202H214ZM75 202V201H74ZM91 202H90V204L89 205H93V204H91ZM96 202L98 203H100L101 201H99V199L97 198L96 199ZM95 202V203H96ZM115 202V201H114ZM140 202V201H139ZM142 202V201H141ZM174 202V201H173ZM179 202V201H178ZM215 202H217V200L215 201ZM94 203V204H95ZM96 203V204H97ZM102 203H103V201H102ZM111 201L110 200H108V201H106V205L104 206L105 208H106V212L105 213H107V215H109L110 213H109V211L111 212V214H112V211H111V209H110V207H112V206H116V204L115 205H113L112 204V206H111ZM116 203V202H115ZM127 203V202H126ZM151 203V202H150ZM207 203V202H206ZM210 203H211V201H210ZM219 203V202H218ZM228 203V202H227ZM68 204V203H67ZM74 204V203H73ZM77 204V203H76ZM101 204V203H100ZM104 204V203H103ZM136 204H138V202L136 203ZM141 204V203H140ZM215 204V203H214ZM217 204V203H216ZM71 205V204H70ZM88 205V206H89ZM128 205V204H127ZM145 205V204H144ZM143 205V206H144ZM206 205V204H205ZM218 205V204H217ZM72 206V205H71ZM74 206V205H73ZM77 206L79 207V204H77ZM101 206V205H100ZM99 206V207H100ZM126 206V205H125ZM138 206H139V204H138ZM141 206V205H140ZM146 206H148V205H146ZM207 206V205H206ZM206 206H205V208H206ZM210 206H211V204H210ZM221 206V205H220ZM223 206V205H222ZM91 207V206H90ZM90 207H88V208H90ZM92 207H94V206H92ZM149 207V206H148ZM147 207V208H148ZM168 207V206H167ZM198 207H200V206H198ZM202 207V209H204L205 210V208H203L204 206L202 205L201 206ZM208 207V206H207ZM87 208V207H86ZM103 208V207H102ZM137 208H139V207H137ZM143 208V207H142ZM147 208H145V209H147ZM170 208V207H169ZM219 208V209H218ZM81 209V208H80ZM82 209H83V206H82ZM85 209V208H84ZM95 209V208H94ZM114 209V208H113ZM126 209V208H125ZM153 209V208H152ZM151 209V210H152ZM200 209V208H199ZM198 209V211H200ZM216 209V210H215ZM86 210V209H85ZM89 210H93V208L92 209H89ZM96 210V209H95ZM148 210V209H147ZM155 210V209H154ZM168 210V209H167ZM180 210V209H179ZM196 210V209H195ZM204 210H202V211H204ZM77 211V210H76ZM87 211V210H86ZM86 211H85V213H86ZM137 211H139L140 212V210L139 209H137ZM142 211V210H141ZM145 211V210H144ZM149 211V210H148ZM147 211V212H148ZM210 210L208 209V212H209ZM82 213H83V211H81ZM96 212H97V210H96ZM138 212V213H139ZM151 212V211H150ZM150 212H148L149 214L148 215H150L149 217H148V219L145 221V222H143L144 220H142V219H144V218H141V220L142 221H140V224L139 223H137L136 224V221H138V217H135V218H138V219H135L134 218V220H130V222H132V224H129V225H123L122 226V232H121V234H119V235H117L118 236V240H114L113 242H112V246H111V249H109L108 250V252L104 255V258L102 259V261H101V264H132L131 263V261L134 259V257H133V254H135L136 255V259H137V261H138V264H145L146 263V261L148 260V259H151V257L155 254H151V252H152V247H151V242H150V232H149V230H148V228L149 227H153L154 226V220H153V218H154V214L152 215L153 216V218L151 217V213ZM153 212V211H152ZM166 212V211H165ZM196 212V211H195ZM82 213H79V214H81V215H85V214H82ZM89 213H91V212H89ZM154 213V212H153ZM189 213V212H188ZM199 213V212H198ZM201 213V212H200ZM210 213V212H209ZM212 213V212H211ZM210 213V214H211ZM215 213V212H214ZM87 215H88V213H86ZM137 214V213H136ZM167 214V213H166ZM170 214V213H169ZM204 214L205 213H203V215H201L202 216V218H204L203 216H204ZM99 215V214H98ZM140 215L141 214H139V217H140ZM146 215V214H145ZM206 215V214H205ZM214 215V214H213ZM86 216V215H85ZM97 216V215H96ZM200 216V215H199ZM199 216H195L194 217V219H196V217H199ZM209 216V215H208ZM216 216V215H215ZM94 217V216H93ZM100 217V216H99ZM112 217V216H111ZM115 217H116V215H115ZM141 217H144V216H141ZM206 218H208L209 219V217H207V216H205ZM210 217H211V215H210ZM213 217V216H212ZM90 218V217H89ZM113 218V217H112ZM132 218V217H131ZM193 218V217H192ZM80 219H81V217H80ZM85 219V218H84ZM108 219V218H107ZM111 219V218H110ZM164 219H166L165 221H164V223H165V229H164V232L163 233H165V236L164 237H169V234H170V230H171V221H172V218H170L169 216L166 218H164ZM174 219V218H173ZM198 219V218H197ZM83 220V219H82ZM92 220H95V218L94 219H92ZM97 220V219H96ZM99 220H101V219H99ZM98 220V221H99ZM113 220H115V218L113 219ZM112 220V221H113ZM129 220V219H128ZM156 220V219H155ZM203 220H206V219H203ZM203 220H200V219H198V221H203ZM210 220V219H209ZM208 220V221H209ZM211 220H213V219H211ZM85 221V220H84ZM91 220H89V222H90ZM116 221V220H115ZM133 221H134V223L136 224H134L133 223ZM194 221H197V220H194ZM197 221V222H198ZM1 222V221H0ZM3 222V221H2ZM81 222H83V221H81ZM88 222V223H89ZM93 222V221H92ZM91 222V223H92ZM141 222H143V223H141ZM196 222V223H197ZM199 222V223H200ZM84 223V222H83ZM90 223V224H91ZM101 223H102V221H101ZM189 223H191V222H189ZM203 223H205V222H203ZM212 223V222H211ZM85 224V223H84ZM84 224L82 225V226H84ZM103 224V223H102ZM101 224V225H102ZM110 224V223H109ZM112 224V223H111ZM193 224V223H192ZM207 225L209 224V223H206ZM8 225V224H7ZM87 224H85V226H86ZM94 225V224H93ZM186 225V224H185ZM194 225H198V223L197 224H194ZM84 226V227H85ZM88 226V225H87ZM113 226V225H112ZM116 226V225H115ZM192 225H189V227H187V226H185L186 227V229L187 228H192L193 229V231H194V229L195 228H198V227H191ZM200 226H201V224H200ZM203 226H206L205 224L203 225ZM202 226V227H203ZM100 227V226H99ZM99 227H96V228H99ZM110 227V226H109ZM207 227H210V225H208ZM8 228V227H7ZM88 228V227H87ZM91 228H93L92 226H91ZM112 228V227H111ZM154 228H155V226H154ZM183 228H184V226H183ZM205 228V227H204ZM89 229H90V226H89ZM87 230V231H85V229H84V231H85V233H84V235L86 236L87 234L88 235H90L89 233H92L90 230ZM95 229V228H94ZM113 229H115V228H113ZM192 229H189L190 230V232H193L192 231ZM201 229V228H200ZM15 230V229H14ZM93 230V229H92ZM98 231L100 230V229H97ZM102 230V229H101ZM151 230V229H150ZM152 230H153V228H152ZM183 230V229H182ZM188 230V229H187ZM198 230V229H197ZM196 230V231H197ZM90 231V232H89ZM94 231V230H93ZM96 231V230H95ZM94 231V232H95ZM113 231V230H112ZM8 232V231H7ZM88 232V233H87ZM154 232V231H153ZM190 232H189V234H190ZM195 232V231H194ZM209 232V231H208ZM217 232V231H216ZM97 233H99V232H97ZM102 233V232H101ZM155 233V232H154ZM172 233V232H171ZM185 233H186V230H185ZM9 234V233H8ZM107 234H109L110 235V233H107ZM152 234V233H151ZM182 234H184V233H182ZM188 234V235H189ZM215 234V233H214ZM3 235V234H2ZM5 235V234H4ZM88 235H87V237H88ZM92 235V234H91ZM153 235V234H152ZM164 235V234H163ZM190 235H192V234H190ZM196 235V234H195ZM206 236H208L207 234H205ZM212 235V234H211ZM216 235V234H215ZM215 235H213V237L215 236ZM185 236H187V233H186V235ZM193 236V235H192ZM6 237V236H5ZM4 237V238H5ZM196 237V236H195ZM212 237V236H211ZM170 238V237H169ZM215 238V237H214ZM216 238H218V237H216ZM153 239V238H152ZM212 239V238H211ZM170 240V239H169ZM203 240V239H202ZM152 241V240H151ZM163 241H165V240H163ZM195 242V241H194ZM186 243H188V241L186 242L185 241V244ZM202 243V242H201ZM166 244V243H165ZM7 245V244H6ZM170 245V244H169ZM187 245V244H186ZM195 245V244H194ZM96 246V245H95ZM110 246V245H109ZM10 247V246H9ZM203 247H204V245H203ZM110 248V247H109ZM196 248V247H195ZM198 248H200V246L198 247ZM8 249V248H7ZM16 249V248H15ZM98 249V248H97ZM9 250V249H8ZM17 250V249H16ZM196 250V249H195ZM197 250H201V248L200 249H197ZM98 251V250H97ZM172 251V250H171ZM191 251V250H190ZM201 251H204V250H201ZM207 251V252H208ZM204 252H206V251H204ZM153 253V252H152ZM200 253H202V252H200ZM214 255H213V254ZM22 254V253H21ZM26 254V253H25ZM206 255H207V253H205ZM219 254V253H218ZM14 255V254H13ZM134 255V256H135ZM217 255V254H216ZM221 255H222V253H221ZM18 256V255H17ZM89 256V255H88ZM187 256H188V254H187ZM223 256H222V259H223ZM190 257V256H189ZM221 257V256H220ZM19 258V257H18ZM95 259V258H94ZM93 259V260H94ZM154 259H156L155 257H154ZM188 259V258H187ZM18 260V259H17ZM217 260V259H216ZM149 261V260H148ZM147 261V262H148ZM221 261V260H220ZM87 262V261H86ZM133 262H136V261H134L133 260ZM153 262V261H152ZM184 263V262H183ZM31 264V263H30ZM173 264V263H172ZM185 264V263H184ZM187 264V263H186ZM220 264H222V263H220Z\"/></svg>",
    "mask_w": 264,
    "mask_h": 264
}]
</instances>
